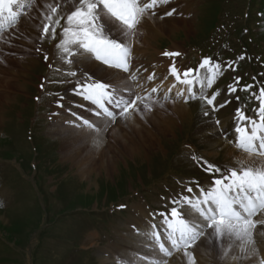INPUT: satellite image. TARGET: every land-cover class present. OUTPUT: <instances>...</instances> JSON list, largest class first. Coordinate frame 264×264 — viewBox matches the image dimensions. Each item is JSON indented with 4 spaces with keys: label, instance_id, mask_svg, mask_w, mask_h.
Returning <instances> with one entry per match:
<instances>
[{
    "label": "rangeland",
    "instance_id": "obj_1",
    "mask_svg": "<svg viewBox=\"0 0 264 264\" xmlns=\"http://www.w3.org/2000/svg\"><path fill=\"white\" fill-rule=\"evenodd\" d=\"M46 2L54 3L56 0H36V7L25 10L22 23L0 35V159L4 162V165H0L5 166L0 168V185L3 184L9 195L6 202L0 195V264H114L108 256L109 260L105 262L102 253H105V249L113 248L111 239L119 242L121 248L125 242L128 245L129 241H119L118 238L125 239L123 229L126 226L121 222L127 221L128 214L134 209L133 204L141 200L140 193H145L152 206L159 207L152 201L155 202L166 188L176 186V175L187 177V183L196 179V175L201 179L208 177L204 175V169L194 166L183 156L189 146L194 145L195 151L207 154L209 160L218 162V166L227 163V158L224 149L211 147L200 137L198 130L208 120L201 119L207 108L201 107L202 103L198 100L189 99L185 103L176 101L174 97H169L167 101L164 100L165 96L155 97L152 100H159L163 107L154 103L153 110L148 112L141 105L143 118L135 115L131 120L120 119L115 125L112 123L105 140L99 145L95 143L96 140H87L96 137L92 131L86 132L90 134L88 137L86 133H81L85 129L74 130L75 126L69 127L67 124L66 128L60 124L55 126L54 102L65 101L59 117L66 121L72 119L73 109H77L72 106L76 104L73 96L76 99L79 97L73 94V83L55 82L63 79L61 72L67 70L56 55L55 45L60 39L61 29L57 28L55 40L49 37L40 39ZM263 4L264 0H173L169 6L155 9V15L148 13L141 31L133 38L138 46L132 41V65L134 69H139L141 75H155L152 80L144 79L147 87L139 89V93H145L142 92L144 89L151 92L148 86H159L172 78L156 62L162 58L159 62L164 63L167 57H163V53L153 55L154 48L161 51L177 47L181 54L178 62L186 69H196L201 57H214V53L224 50L228 43L238 51V45L244 40L253 54L244 62L238 61L237 65L246 64L252 69L260 62L264 66L262 49L255 46L264 48V45L256 44L258 32L264 39V26L260 30L261 18L255 14ZM172 9L175 12L171 16L165 15ZM235 9L240 10L235 12ZM65 10L70 12L73 9L68 5ZM217 20H220L218 26L222 23L223 33L219 34L213 27ZM243 26L245 29L251 26L255 33L250 34L252 31H249V35H243ZM241 32L243 40L238 36ZM249 37L250 41L247 40ZM145 39L149 43L146 46ZM149 45L153 48L148 49ZM95 62L100 63L91 58L74 63L72 70L77 72V79L87 73L94 80L113 84L123 80L117 78L120 76L105 75ZM263 66H257L254 72L262 75ZM238 74L243 76L242 73L232 74L225 81L232 83ZM177 87L187 91L184 85ZM220 89L223 91L224 88ZM179 90L175 89L174 92ZM177 103L189 105L182 116L174 109ZM229 109L230 106H227L223 110L227 111L221 115L230 114ZM231 109H235V106ZM219 116L213 114L214 118ZM229 117L221 121L229 123ZM211 123L217 128L216 124ZM78 133L88 138H77ZM73 138L78 139L74 146H71V142H65ZM89 149H93L94 153L88 152ZM217 149L220 155L215 156ZM65 152L68 153L66 158ZM101 154H107L109 159L101 161ZM82 165L88 167L85 175L79 171ZM129 195L130 199L125 201L128 207L123 211L116 210L115 205L111 207L123 198L128 199ZM257 220H264V215L258 214ZM90 231H95L99 242L87 251L82 248V242L87 236L85 232L88 234ZM262 232V227H257L254 232L260 257H264V240L260 239L264 237ZM136 236L138 242H145L142 236ZM227 247V242H224V248ZM124 248L122 253H127L128 247ZM232 249L234 252L229 255L230 258L239 255L235 246ZM190 251L197 259L196 264H224L222 249L215 239L209 242L202 238ZM131 256L134 260L135 256ZM160 258L156 256V259ZM181 259L187 258L182 252H177L169 264H183L180 263ZM242 261L239 260L240 264H258L256 257L244 263Z\"/></svg>",
    "mask_w": 264,
    "mask_h": 264
},
{
    "label": "snow or ice",
    "instance_id": "obj_2",
    "mask_svg": "<svg viewBox=\"0 0 264 264\" xmlns=\"http://www.w3.org/2000/svg\"><path fill=\"white\" fill-rule=\"evenodd\" d=\"M168 3L170 0H56L54 3L44 4L46 14L41 21L43 35L40 39L49 37L50 40H55L57 28H60V39L55 45L56 55L67 66V70L61 72L63 79L55 82L73 83L72 91L94 106L92 114L97 118L96 121L78 117L82 123L75 125L76 127H86L99 135L106 132L110 123H114L117 118L125 121L133 119L135 115L143 118L141 105L148 112L153 110L154 103L164 106L159 100H152V93L157 92L156 88L147 96L136 92L139 87L136 84L139 69L132 71V41L137 35L138 26L149 11L151 10V15H155L154 9L157 6ZM68 5L73 9L70 12L65 10ZM33 7H36V0H0V35L5 31L3 21L7 20L11 27L18 23L20 16L26 15V8ZM173 12L175 9L165 15L171 16ZM61 21L64 23L61 24ZM164 55L176 57L181 54L165 52ZM90 58L127 73L126 79L117 84L104 83L94 80L87 73L77 79V72L72 70L73 64ZM44 59L48 60L47 54ZM227 67L231 68L232 63H228ZM225 70L220 61L211 57H205L195 70L188 68L182 74L174 60L169 69L176 81L187 88V95L184 88L177 91L176 95L184 98L185 103L189 99L200 101L207 108L203 113L206 116L230 103L227 99L218 101L219 92L209 94V90L224 75ZM154 75H149L147 79H154ZM239 79L236 78L235 84H239ZM43 87L41 84V88ZM252 87L245 85L241 90L246 91ZM228 90L231 93L237 92L235 85L228 86ZM251 95L259 101V107L254 109L258 119L245 115L244 110L237 108L231 118L234 122L233 142L238 150L249 157L264 158V87L259 89L258 95ZM168 99V96L164 97L165 101ZM58 106L63 107V104ZM72 115L76 116V113L73 112ZM98 123L100 127L97 126ZM214 123L219 126L221 121L216 119ZM221 131L226 133L224 129ZM224 138H228L226 134ZM101 142L100 139L96 140L98 145ZM191 159L206 166L204 170L209 173L210 186L201 187L199 182L191 181L189 185L196 183L199 195L188 186L185 190L190 195L180 193L177 198L169 201L173 206L168 212L154 213L153 216L163 217L161 228L157 230L156 224H152L151 231L142 235L152 242V250L162 254V258L141 256L137 259L147 261V264H168L165 258L182 252L187 258V264H196L190 249L203 238L209 242L215 239L222 249L223 257H228L235 246L239 255H233L232 260L256 257L258 264H264V257H260L254 238L257 224L264 225V220L253 219L258 214H264V161L253 167L255 161L246 166L244 161L235 160L236 167L222 170L221 167L194 155ZM224 242H227V248H224Z\"/></svg>",
    "mask_w": 264,
    "mask_h": 264
},
{
    "label": "bare ground",
    "instance_id": "obj_3",
    "mask_svg": "<svg viewBox=\"0 0 264 264\" xmlns=\"http://www.w3.org/2000/svg\"><path fill=\"white\" fill-rule=\"evenodd\" d=\"M151 19V18H150ZM151 21V20H150ZM155 23V22H154ZM152 25V24H151ZM152 27H154L153 25H152ZM144 44H145V46H146V44L148 45L149 43L147 42V39H145L144 40ZM147 48L148 49H150V48H153L152 46H147ZM174 50V49H173ZM172 51V50H171ZM153 55L155 54V53H157V54H160L161 53V51H157V50H155V48L153 49ZM169 58H171V57H167L166 58V62H164L167 66L170 64V62H169ZM162 58H158L157 59V62L159 63V61L161 60ZM174 59V58H173ZM96 63V62H95ZM97 64V63H96ZM98 65V68L99 69H101V70H103V72L105 73V75H109V76H122V75H124L123 73L121 74V73H119V72H117L116 70H113V69H110V68H107V67H104V66H102V65H99V64H97ZM156 66H157V64H156ZM119 78V77H118ZM174 90L176 89V90H179V87H177V88H175V87H172ZM232 97V93L230 92L229 93V95L227 94V91H225V92H223V93H221L220 95H219V98L217 99L218 101H224L226 98H231ZM184 105V106H183ZM186 105V106H185ZM229 105H232V106H235V109H232L233 110V112H232V115H230L231 117H229V118H232L233 117V115L235 114V110L237 109V108H240V104H238V105H236V103H235V101L232 99L231 100V102L229 103ZM185 107H187V108H189V105H187V104H180V103H177V104H175L174 105V109L177 111V114L179 115V116H182L183 114H185ZM227 107V106H226ZM225 107V108H226ZM225 108H221L220 109V111H222V112H225V111H223ZM175 111V112H176ZM174 112V111H173ZM222 119H224V117L223 118H221V119H219L220 121L222 120ZM254 119H257V118H254ZM229 123H225V122H223V121H221V124L219 125V126H217V128H216V126L214 127V125L211 123V121H207V122H205V123H203L202 125H201V127H200V130H198V133H199V135H200V137L205 141V142H207V144L208 145H210L211 147L212 146H216L217 148H219V147H221L222 149H224V151H225V156H226V158H227V160L229 161V164H230V167H236L237 165L234 163V161L235 160H241V161H244L245 162V165L247 166L248 164H252V162L253 161H255V162H257V160H264V158H259V157H255V156H253V157H249L247 154H245L244 152H242V151H240V150H238L236 147H234L233 145V147H231L230 146V144H234V133H233V131H232V125H233V121H232V119H230V121H228ZM213 127H214V129H213ZM164 128V127H163ZM228 128V129H227ZM221 129H224V130H226V133L225 132H222L221 131ZM89 130H83V131H81V133H86V132H88ZM81 133H78V137L77 138H81V139H87L89 136H90V134L89 133H86L87 135H88V137L87 136H83V135H80ZM91 133V132H90ZM227 135V139H225L224 138V135ZM96 135V137L95 138H90V139H87V140H97V139H100L101 140V137L96 133L95 134ZM117 137H119L118 135H117ZM72 138V137H71ZM76 138V140L73 138V139H71V140H65V142H71V146H74V143H76L77 142V139ZM119 139V138H118ZM86 140V141H87ZM81 141V140H80ZM96 143V142H95ZM90 150V149H89ZM88 150V152H91L93 149H91L90 151ZM212 150H214V149H212ZM240 151V153H237V152H239ZM219 149H217V155H215V156H218V155H220L219 153ZM92 153H94V151H92ZM65 154V158H66V155L68 154V153H64ZM94 155H96V154H94ZM208 155H214V154H208ZM82 157V156H81ZM89 158H91V156L89 157ZM100 160L101 161H103V159L104 160H106V159H109L108 157H107V154H101L100 155ZM98 158V159H99ZM75 161H76V159H75ZM78 161V160H77ZM231 164H234V166L233 165H231ZM258 164V163H257ZM256 164V165H257ZM261 164V163H260ZM259 164V165H260ZM258 165V166H259ZM253 166H254V164H253ZM87 169H88V167H87V165H82L81 167H80V169H79V171H80V174H82V175H85L86 173H87ZM85 173V174H84ZM164 205H166L165 203H163ZM138 209H137V211H138V213H141V215H143L144 217H146V218H144V219H146V220H148V226L150 227L151 226V223L152 224H155V222L154 221H152L150 218H152V219H154L155 218V216H153V214H149V210L148 209H146L145 208V206H143V205H140V206H138L137 207ZM264 215V214H263ZM139 216L140 215H135V213H134V216H133V221L130 223V224H135V226H138L140 229H142V231H145L144 230V225H143V221H144V219L142 218H139ZM135 218V219H134ZM257 219V218H256ZM161 220V219H160ZM161 225V224H160ZM258 227V226H257ZM256 227V228H257ZM143 233V232H142ZM127 237L129 238V239H131L132 241H134V244L135 245H139V243H138V237L136 236V235H134V233H132V232H127ZM144 238V237H143ZM259 239V238H258ZM257 239V240H258ZM262 241L264 240V237L263 238H260ZM95 239H94V236L93 235H88L87 237H86V241H84L83 242V246L84 247H89V246H91L92 244H94L95 243V241H94ZM127 244H128V242H127ZM112 245V244H111ZM116 246V244H113L112 245V247H115ZM126 247H128V245H126ZM234 247V246H233ZM111 249V248H110ZM122 250V249H121ZM120 250V251H121ZM124 250H125V248H124ZM236 250V249H235ZM108 251V250H107ZM125 252V251H124ZM234 252V250L232 249L230 252H229V255H232V253ZM121 253H122V251H121ZM221 254V253H220ZM228 255V257H223V255H222V257H223V262H224V264H234V263H236V264H240V262H239V260L237 259V260H232L231 258H230V256ZM236 255V254H235ZM110 258V257H109ZM177 259V258H176ZM103 260H105V262H108V258H106V257H103ZM197 260V259H196ZM248 260H251V259H248ZM248 260H243L242 262L244 263V262H247ZM170 261V260H169ZM172 261V260H171ZM222 261V260H221ZM236 261V262H235ZM104 262V261H103ZM180 263H183V264H186L187 263V259H181L180 260ZM169 264V263H168ZM220 264V263H219Z\"/></svg>",
    "mask_w": 264,
    "mask_h": 264
}]
</instances>
